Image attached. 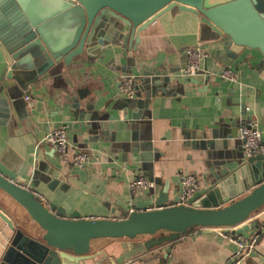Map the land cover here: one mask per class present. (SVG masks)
Masks as SVG:
<instances>
[{
    "label": "crops",
    "instance_id": "crops-1",
    "mask_svg": "<svg viewBox=\"0 0 264 264\" xmlns=\"http://www.w3.org/2000/svg\"><path fill=\"white\" fill-rule=\"evenodd\" d=\"M136 34L130 47L114 37L91 57L78 56L67 65H55L51 72L27 84L28 99L22 95L16 108L0 111V158L25 178L24 184L34 169L32 188L41 194L39 199L60 204L65 213L76 210L80 217L88 218L127 214L141 195L127 183L142 171L168 181L169 196L172 184L178 183L179 171L192 172L196 184H201L209 161L183 144V131L201 130L205 136L213 132L214 140L223 139L231 148L240 118L248 116L264 141V60L256 47L228 44L226 35L214 32L193 12L178 8L161 11ZM194 44L205 55L201 67L185 79L179 73L183 48ZM153 66L174 75L180 86L168 83L163 92L154 91L134 109L126 108L128 116L123 118L118 101L125 95L118 91L119 75L133 78ZM225 66L236 71L235 80L218 75ZM133 85L139 92L137 98L143 99V90L131 79L132 90ZM75 88L80 89L78 107L70 97ZM79 110H84L81 116ZM133 113H145L146 117L136 124ZM60 124H65L69 140L62 153L41 139L48 129ZM147 130L157 153L149 163L140 161L138 151L131 150L137 141L132 133ZM74 150L88 154L81 166L70 162ZM247 182L239 174L232 178L233 198L246 192ZM0 208L18 223L26 217L12 200L0 197ZM111 208L116 215L111 214ZM252 216L263 219L264 205ZM120 239L92 238L90 248L106 246L112 250ZM167 243V264H228L236 248L216 229L203 231L199 226L188 228ZM253 247L258 254H245L238 264H264V235ZM160 253L153 247L133 256L127 264H156Z\"/></svg>",
    "mask_w": 264,
    "mask_h": 264
},
{
    "label": "water",
    "instance_id": "water-1",
    "mask_svg": "<svg viewBox=\"0 0 264 264\" xmlns=\"http://www.w3.org/2000/svg\"><path fill=\"white\" fill-rule=\"evenodd\" d=\"M176 8L198 15L214 32L226 35L228 44L256 47L264 60V0H0V111L16 108L28 93L27 84L55 65H67L78 56L91 57L114 37L130 47L137 30L161 11ZM131 79L143 90L144 98H137L139 92L133 85V96L119 99L125 119L126 108L134 109L152 92H163L171 82L180 86L174 75L158 66L145 67ZM70 97L78 107L80 89L75 88ZM131 117L137 124L146 114ZM132 136L137 141L131 150L138 151L140 161L156 158L148 130ZM183 137L184 145L209 161L201 184L184 202H178V183L172 184L169 196L168 181L142 171L150 184L137 188L141 195L132 203L133 209L110 218L80 217L76 210L65 213L60 204L42 201L32 192L34 169L24 184L25 178L0 158V197L12 200L26 216L18 223L0 208V264H127L153 247L161 251L156 264H167V241L192 226L203 231L232 226V232H250L247 241L252 238L256 245L264 235V218L252 216L264 205V154L243 155L236 136L231 148L223 139L214 140L213 132L205 136L201 130L183 131ZM236 174L248 180L245 187L249 188L233 198ZM99 236L121 239L112 250L90 248V240ZM253 246L246 255L258 254Z\"/></svg>",
    "mask_w": 264,
    "mask_h": 264
},
{
    "label": "built area",
    "instance_id": "built-area-1",
    "mask_svg": "<svg viewBox=\"0 0 264 264\" xmlns=\"http://www.w3.org/2000/svg\"><path fill=\"white\" fill-rule=\"evenodd\" d=\"M184 62L179 68V73L182 76H190L194 74L200 67L201 61L204 58V52L199 45H187L183 48ZM218 75L227 80H235L237 73L234 69L225 66L218 72ZM118 91L125 96L132 95L131 76L128 74H120L117 80ZM24 99H28V95H23ZM237 138L241 152L243 155L264 154V141L261 139L260 131L257 129L251 118L243 116L237 126ZM42 140L50 144L53 150L62 153L69 146V140L65 132V124H60L51 129H48L43 135ZM88 159V154L81 150H74L70 155V162L73 165L81 166ZM150 181L142 174L133 176L127 183L130 189H137L140 186L149 185ZM196 186L194 174L190 171L178 172V202H184ZM34 193L38 196L41 194L37 191ZM220 235L230 239L235 245V250L229 256L228 264H238L241 257L252 248V238L247 241L245 234L240 232H232V226L213 227Z\"/></svg>",
    "mask_w": 264,
    "mask_h": 264
}]
</instances>
